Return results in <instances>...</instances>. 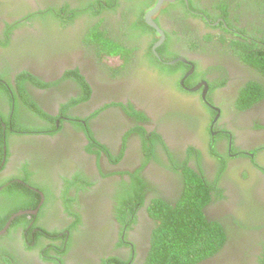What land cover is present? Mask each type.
Returning <instances> with one entry per match:
<instances>
[{"label":"flooded vegetation","instance_id":"1","mask_svg":"<svg viewBox=\"0 0 264 264\" xmlns=\"http://www.w3.org/2000/svg\"><path fill=\"white\" fill-rule=\"evenodd\" d=\"M184 1L188 8V0ZM194 1L212 12L207 0ZM178 2L165 3L153 17L165 36L168 32L173 38L170 50L180 51V58L188 62L178 63L190 68L185 75L176 73L181 89L173 90L171 83L164 86V81L157 82V74L145 68L124 70L120 57L99 59L83 41L86 29L80 20L54 25L52 20L45 24L28 17L55 10L54 4L63 16L73 15L67 8H77L75 0H0V38L10 30V46L17 47L14 53L0 47V82L7 90L0 94V192L16 182L40 196L38 208L32 211L35 214L29 215L33 230L28 233L20 229L7 247L21 249L23 241L31 247L39 244V249L20 254L23 261L55 264L45 260L46 251H50L58 264H144L155 227L148 214L151 201L172 200L182 192L179 174L169 168L173 161L185 163L196 175L210 180L219 172L217 162L227 161L220 180L224 199L207 206L206 214L227 225L231 216L240 213V188L246 182L236 181L235 171L251 169L255 150L264 148L260 142L264 128L254 125L264 124V102L237 110V94L251 73L216 41L204 43L206 52L192 50L189 43L197 32L223 34L220 23L234 30L221 18L211 23L203 13L190 11L192 17L183 23L179 10L162 12ZM229 4L233 14L235 0ZM119 15L106 14L108 28L119 30ZM183 28L187 30L185 42L178 43L184 39ZM24 38L31 41L23 44ZM153 55L167 66L177 64L168 65L159 54ZM196 62L200 63L199 72ZM201 69L205 79L198 80ZM193 75L197 78L190 87L187 82ZM25 78L29 80L19 84ZM208 81L222 86L212 90ZM130 108L145 120L126 112ZM207 109L216 113L213 119ZM208 125L212 138L206 135ZM221 133L228 138L217 143L215 138ZM157 137L160 141L152 147L155 157L149 158L147 146ZM257 159L260 167L262 160ZM139 180L142 204L136 207L135 217L127 216L130 224L123 225L117 215L118 200L125 196L133 202V184ZM64 195L80 221L72 240L69 230L77 219L65 210ZM254 196L258 207L264 208V179L254 189ZM45 204L41 215L39 209ZM69 242L68 252L62 255ZM230 245L202 264L253 263L252 258L247 263L237 254L238 248L229 249Z\"/></svg>","mask_w":264,"mask_h":264},{"label":"trees","instance_id":"2","mask_svg":"<svg viewBox=\"0 0 264 264\" xmlns=\"http://www.w3.org/2000/svg\"><path fill=\"white\" fill-rule=\"evenodd\" d=\"M53 1L55 3L56 0ZM75 1L77 2V8L75 9L66 5V7L69 6L67 9L73 15L67 16V14L63 16L59 10H56L57 5L54 4L53 8L55 10L49 9L44 14H33L28 17L31 20L36 19L45 24L50 23L49 21L52 20L51 23L54 25H66L74 20H80L86 29L82 32L83 41L86 45H89V50L99 59L120 57L124 62V70H126V67L130 70H134L137 67L139 71L145 68L147 69L146 71L157 74V78H155L156 74L155 77L150 76L152 80L155 78L157 82L164 81L162 83L164 86L171 83L170 85L173 90L181 89L179 84L180 79L177 78L176 73L185 75L190 68L182 63L167 66L159 62L151 51L158 39L155 38V31L145 23L144 15L154 7L157 0H124V4H121L122 0ZM207 2L212 7L211 13H209V10L204 11L205 7L202 8L200 3L197 5L194 0H188V8L184 0H179L178 4L170 5L162 12L169 14L171 10H179L180 12H178L182 16L183 23L184 19L187 21L188 18L192 17L190 11L197 12L198 14L203 13L206 14L207 20L211 23L221 18L224 23L228 24L229 28L234 30L231 32L223 28L222 23H220L219 27L223 34L212 36L209 33L201 35L197 32L189 43L192 50L206 52L207 48L203 49L204 43L216 41V43L224 46V52L226 51L229 56L237 59L240 65H243L244 68L246 67V71L251 73V77L247 78L240 87L234 103L237 110L244 111L255 104L264 102V0H235L236 6L233 14L229 9L230 0H207ZM66 7H63V9ZM53 11L57 12V14H54ZM107 13L114 16L120 13V19L117 21L119 30L108 28L110 21L108 22ZM193 16L202 17V15ZM243 18L244 23L241 22ZM205 22L208 23L206 20ZM234 22H236L235 26H233ZM9 31L3 32L4 34L0 38V47L6 53L9 50H12L14 53L17 47L10 46L11 38L9 37ZM186 31L183 28L182 35L184 39L177 41L178 43L185 42ZM148 35H152L154 39L148 40ZM166 36L165 44L157 52L164 62H171L180 58L181 53L177 50H170L173 38L168 32H166ZM29 41L31 39L24 38L22 43L26 44ZM144 41L147 42V45ZM143 46L146 49H143ZM195 65L196 70L199 72V68H201L199 67L200 63L196 62ZM200 73H198V80L205 79L202 69ZM141 74H144V72H141ZM194 78H197V76L193 75L190 77L187 85L190 87L194 86ZM26 80L29 79H22V81H19V84H23V81ZM77 80L80 83L82 81L80 78ZM209 85L212 90L222 86L221 83L219 85L209 83ZM3 86L0 82V94L7 92ZM83 86L84 88H88L84 82ZM20 89L22 88L20 87ZM129 111L126 112L134 115L139 120H145V116L135 112L133 108H130ZM208 113L211 119L216 115L212 110H208ZM1 118L5 120V117L2 116ZM209 127L210 125L205 129L206 135L212 138ZM227 138L228 136L221 133L218 134L215 140L218 143ZM157 141H160L158 137L147 146V157H155L152 147L157 145ZM261 151H264V148L255 150L254 153L256 155L250 164L251 169L246 168V170L240 172L235 171L234 177L236 181L246 182V186L240 188L241 197L239 195L238 199V201H242V209L239 205L240 213L238 212L236 215L231 216L230 223L227 225L222 220L209 218L206 214L207 206L224 199L220 180L225 174L227 161L217 162L219 172L214 180H210L206 176L202 179L192 169L186 167L185 163L178 165V162L173 161L174 164L170 165L169 168L179 174L182 181V192L172 200L155 198L151 201L148 214L153 220L155 227L150 235L149 252L144 264H202L208 259L219 255L229 243L231 244L229 249L231 247L238 248L235 252L240 254L243 259L249 257L252 251L250 250L251 247L253 249L258 243V247L262 250L258 263L264 264V248L262 249L264 247V233L262 232L264 231V208L258 207L256 204L257 198L254 196V189L258 188L262 182L259 172L264 175V169L256 165L257 158L261 159L262 163H264V155L260 156ZM190 155H194V153L191 152ZM135 183L133 184L134 201H128L125 196L118 200L117 215L120 223L123 225L130 224L128 219H126L127 216L135 217L136 207L142 204V189L140 187L142 182L139 180L138 184ZM25 197L28 199L26 200ZM65 197L66 195L63 197L65 210L71 217L74 216L77 219L69 230L71 233L70 239L72 240V232L79 230L78 225L80 221L78 214L69 207L70 201L65 199ZM0 198L3 199L0 202L1 232L14 215L19 212L36 210L39 205L40 196L26 185L14 182L0 192ZM46 199L48 201L49 196L46 195ZM131 203L134 204L130 206ZM45 207L46 204L39 209V214L42 215ZM32 219L33 217L29 215L15 218L7 233L0 237V264H32L30 259L23 261L22 255L24 256L26 252L39 249V244L31 247L23 241L21 249H16L14 246H12V250L7 249V247L12 245L10 243H14L16 239L15 235L18 234L20 229L28 233L33 230L30 228ZM23 239L25 240V236ZM70 244L69 242L67 248L61 253L62 255L68 252L66 250H68ZM20 254L22 255L20 256Z\"/></svg>","mask_w":264,"mask_h":264},{"label":"water","instance_id":"3","mask_svg":"<svg viewBox=\"0 0 264 264\" xmlns=\"http://www.w3.org/2000/svg\"><path fill=\"white\" fill-rule=\"evenodd\" d=\"M174 1L175 0H158L157 3H156V5L150 11L147 12L146 17H145V20H146L147 24L149 26H151L153 29H155L158 32L159 36H160L158 42L153 47V53L157 57H159L158 56V53H157V49L160 46H162V44L165 42L166 36H165V33L159 28V26L154 22L153 17L163 8V6L165 5V3H167V2H174ZM178 62H183V63L188 64V62L185 59H182V58L176 59V60L171 61V62H168L167 64L168 65H174V64H176ZM192 72H193V68L191 69V71L188 73L187 76L191 75ZM197 89L198 88H196L195 90H197ZM32 214H35V212L26 211V212H19L18 214L14 215L8 221V223L6 224V226L4 227V229L0 232V237L7 233L8 229L10 228V226H11L12 222L15 220V218L20 217V216H23V215H32Z\"/></svg>","mask_w":264,"mask_h":264},{"label":"rangeland","instance_id":"4","mask_svg":"<svg viewBox=\"0 0 264 264\" xmlns=\"http://www.w3.org/2000/svg\"><path fill=\"white\" fill-rule=\"evenodd\" d=\"M258 124L261 125L262 127H260ZM254 125H256L257 127L259 126V128H262V129L264 128L263 122L254 123ZM260 142H261V146H262V144L264 146V137L262 138V140ZM260 167L264 169V163H261ZM259 174L262 177V179H264V176L261 173H259ZM259 234H261V233H259ZM254 248H255V251H252L251 254H249V257L246 258L247 259V263L252 258L253 259V263L252 264H259L258 261H259V258H261L262 250L260 249V247H258V243H257L256 247H254ZM263 248L264 247H262V249ZM0 253H1V250H0ZM44 257H45V260L52 261L55 264L57 263V261H56L57 259L53 257V255H52V253L50 251H46Z\"/></svg>","mask_w":264,"mask_h":264}]
</instances>
